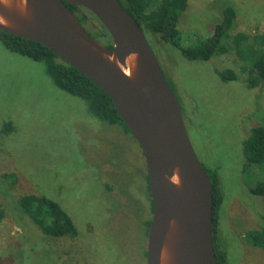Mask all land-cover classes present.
Wrapping results in <instances>:
<instances>
[{"label":"rangeland","instance_id":"rangeland-1","mask_svg":"<svg viewBox=\"0 0 264 264\" xmlns=\"http://www.w3.org/2000/svg\"><path fill=\"white\" fill-rule=\"evenodd\" d=\"M228 4L237 10L230 34L257 43L264 33V0H189L179 26L184 44L211 37ZM155 53L200 161L219 176L228 264H264V250L242 237L264 228V198L250 191L263 177L243 168V141L253 127L264 126V82L250 89L244 81L250 54L258 53L231 51L209 61L189 60L176 48ZM224 69L239 79L222 81L216 70ZM11 173L16 184L5 178ZM147 174L141 146L122 125L93 117L83 99L53 83L42 62L10 51L0 40V264H147ZM25 194L57 202L78 236L45 237L19 212Z\"/></svg>","mask_w":264,"mask_h":264},{"label":"water","instance_id":"water-1","mask_svg":"<svg viewBox=\"0 0 264 264\" xmlns=\"http://www.w3.org/2000/svg\"><path fill=\"white\" fill-rule=\"evenodd\" d=\"M64 2L88 9L112 47ZM0 30L46 46L112 99L147 162L153 202L147 264H219L211 177L152 45L119 0H0Z\"/></svg>","mask_w":264,"mask_h":264},{"label":"trees","instance_id":"trees-1","mask_svg":"<svg viewBox=\"0 0 264 264\" xmlns=\"http://www.w3.org/2000/svg\"><path fill=\"white\" fill-rule=\"evenodd\" d=\"M119 2L138 22L154 51H157L159 56L160 52L167 48H176L180 50L185 58L193 61H209L214 56L231 51L236 53L237 56L243 52L246 54L247 51L257 52V56L250 54L254 56L244 81L250 89H255L264 82V33L257 37V43H250L248 36L242 33L231 35L230 33L235 29L237 20V10L234 5L228 4L223 9V19L215 26L211 37L197 40L194 45L187 46L184 44L183 34L179 26L180 20L188 7L189 0H119ZM64 3L77 15L81 24L91 35L100 41L104 38H111L102 24L96 25L94 23L96 17L88 9L68 2ZM87 25H91L93 29L90 30ZM0 40L10 51L34 61L42 62L45 65L47 75L53 83L71 95L83 99L93 117L111 125L120 124L130 133L117 113L109 95L78 69L62 61L49 48L36 41L2 30H0ZM106 45L111 48L112 40L110 39ZM216 73L224 82L239 79L233 69L216 70ZM168 83L171 86L169 80ZM5 126L9 130L13 128L11 122H7ZM243 154L245 158L244 172L248 170L250 174H253V170L257 169L263 177L262 180L255 181L256 184L250 187V191L252 194L264 198V126H255L251 129L249 135L243 141ZM205 169L209 173L213 185L214 250L218 263L228 264L226 248L222 245L220 229L219 212L223 204L221 184L219 176L211 173L206 167ZM5 178L10 179L13 184L18 181V177L13 173L6 174ZM17 205H19V212L25 213L45 237L55 239L78 236V230L73 220L54 200L36 194H25L21 196ZM151 205L153 211L152 201ZM3 216V212L0 209V219ZM150 224L151 221L149 222V228ZM242 237L251 246L264 250V228L245 231Z\"/></svg>","mask_w":264,"mask_h":264},{"label":"flooded vegetation","instance_id":"flooded-vegetation-1","mask_svg":"<svg viewBox=\"0 0 264 264\" xmlns=\"http://www.w3.org/2000/svg\"><path fill=\"white\" fill-rule=\"evenodd\" d=\"M152 201V199H151V195H150V202ZM152 214H153V211H152Z\"/></svg>","mask_w":264,"mask_h":264}]
</instances>
